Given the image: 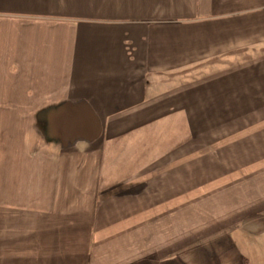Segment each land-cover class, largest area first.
I'll list each match as a JSON object with an SVG mask.
<instances>
[{
  "label": "crops",
  "instance_id": "crops-1",
  "mask_svg": "<svg viewBox=\"0 0 264 264\" xmlns=\"http://www.w3.org/2000/svg\"><path fill=\"white\" fill-rule=\"evenodd\" d=\"M261 114L264 0H0V264L172 259L196 139Z\"/></svg>",
  "mask_w": 264,
  "mask_h": 264
},
{
  "label": "rangeland",
  "instance_id": "rangeland-1",
  "mask_svg": "<svg viewBox=\"0 0 264 264\" xmlns=\"http://www.w3.org/2000/svg\"><path fill=\"white\" fill-rule=\"evenodd\" d=\"M250 119L244 115L242 131L237 132L242 139L237 144L243 145L237 156L234 147L210 150L198 146L196 139L194 191L189 194L193 210L181 208L185 226L179 227L178 251L172 248L173 258L167 259L169 246L162 258L148 259V264H264V114L258 121ZM212 127L198 134L203 139L205 134L209 139L231 138L219 124ZM226 149L234 153L230 162L222 156Z\"/></svg>",
  "mask_w": 264,
  "mask_h": 264
}]
</instances>
